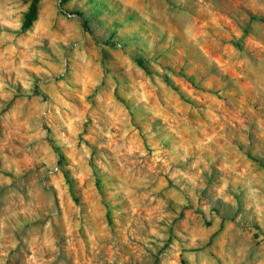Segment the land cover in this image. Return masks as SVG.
Returning <instances> with one entry per match:
<instances>
[{
  "label": "clouds",
  "instance_id": "9594fccd",
  "mask_svg": "<svg viewBox=\"0 0 264 264\" xmlns=\"http://www.w3.org/2000/svg\"><path fill=\"white\" fill-rule=\"evenodd\" d=\"M0 264H264V0H0Z\"/></svg>",
  "mask_w": 264,
  "mask_h": 264
}]
</instances>
